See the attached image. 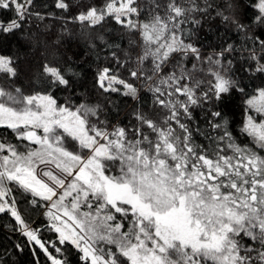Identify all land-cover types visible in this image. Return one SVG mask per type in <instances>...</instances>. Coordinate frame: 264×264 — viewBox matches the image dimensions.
I'll list each match as a JSON object with an SVG mask.
<instances>
[{"label":"snow or ice","instance_id":"obj_1","mask_svg":"<svg viewBox=\"0 0 264 264\" xmlns=\"http://www.w3.org/2000/svg\"><path fill=\"white\" fill-rule=\"evenodd\" d=\"M149 2L55 0L61 18L100 30L88 38L107 50L94 74L103 103L76 95L79 73L47 63L42 87L17 86V59L0 55V128L19 142L0 139V216L33 264H69V247L81 264H264V83H245L264 77V0ZM35 8L0 0V43L43 19ZM215 18L225 34L202 38ZM113 94L127 123L110 118ZM17 192L46 223L24 216Z\"/></svg>","mask_w":264,"mask_h":264},{"label":"trees","instance_id":"obj_2","mask_svg":"<svg viewBox=\"0 0 264 264\" xmlns=\"http://www.w3.org/2000/svg\"><path fill=\"white\" fill-rule=\"evenodd\" d=\"M75 2L88 4L92 3L93 0H74ZM54 3L55 0H35L36 8L34 10L39 11L44 18L30 19L24 25L21 33H17L16 36L10 37L3 43H0V55H12L17 59L19 69V76L16 81L17 86H23L25 89L30 87L38 89L42 87L40 70L41 66L47 63L79 73L78 80L80 86L76 89V95L82 97L88 94L92 101L103 103L104 96L94 86V74L97 72L98 67L109 63L105 58L107 50L91 49L88 38L90 33L94 39L100 30H91L74 21L61 18L67 17L69 14L62 13L59 9H56ZM141 4L145 8L150 7L149 0H141ZM75 11L76 9L73 8V13ZM248 14L251 15V12ZM116 28L118 26L109 22L104 31L113 32ZM213 33L225 34V26L219 18L202 22L201 37L203 38L207 34L211 38V34ZM114 34L117 36L121 35L119 31H115ZM229 34L233 35V39L236 38L232 32ZM130 39H135V37L125 34L123 40L117 42L127 49V42ZM235 67L239 70L240 65L237 64ZM250 75H253V79H246L245 83L250 86L249 91H252L256 86L264 83V77L260 76V74ZM58 95L61 101H63L67 93H58ZM112 99L120 105V114L119 117H116L115 110H113L110 118L113 120L119 119L121 122L127 123L130 118L127 115L129 107L125 106L124 98L113 94ZM144 102L150 106L149 94H145ZM131 103V101H128L129 106ZM241 119L242 116L239 109H237L235 115L237 130ZM0 139L19 143L15 140L10 130L3 128H0ZM241 139L243 140L244 137L241 136ZM29 199L30 197L27 194L17 192V200L20 202L24 216L30 221H35L37 224L46 223V217L41 214L43 210L34 209L28 203ZM9 224V217L0 216V256H2L3 260L7 261V264H33V257L27 248L23 252H17L13 248L15 244L22 243L24 238L18 232H13ZM43 238L45 240H55L56 235L55 233L45 231ZM66 254L69 264H81L79 253L74 248L69 247ZM41 261H44L43 256H41Z\"/></svg>","mask_w":264,"mask_h":264}]
</instances>
